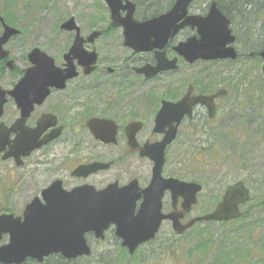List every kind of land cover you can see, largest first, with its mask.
Masks as SVG:
<instances>
[{
    "label": "rangeland",
    "instance_id": "1",
    "mask_svg": "<svg viewBox=\"0 0 264 264\" xmlns=\"http://www.w3.org/2000/svg\"><path fill=\"white\" fill-rule=\"evenodd\" d=\"M12 3L17 5H11ZM6 7L7 12L14 16L12 21L15 26L11 27L20 30L19 35L11 38L4 46L8 51V58L14 62L12 70L0 64V87L6 91L11 90L18 81L19 71L29 66L27 54L31 49L39 48L58 62L67 46V36L58 28L60 22L69 16H85L87 20L92 17L94 20L102 11L99 0H0V13ZM112 47L113 53L104 49L102 54L115 56L118 51L115 45ZM261 64L253 59L246 62H220L211 66L197 62L192 66H182L177 72L171 73V77L161 76V82L140 85L139 94L143 103L145 95L150 91L155 98L163 96L165 85L176 87L178 83L185 85L186 82H200L202 71L208 69L206 74L209 78H203L204 84L208 83L211 88L222 86L229 90L228 96L218 100L214 129L209 130V133H206V128L192 131L184 122L176 140L165 152V177L195 182L202 186L197 205L188 219L211 212L225 188L238 181L243 182L250 190V201L241 207V211L250 209L252 214L255 213V219L260 218V212H256L253 205L264 200V73ZM223 80L227 82L223 83ZM61 96L63 98L66 94ZM87 102H91L93 108H105L100 100L82 96L73 101L61 99V110H58V100L52 94L43 106L35 108L26 125L33 127L39 115L49 111L57 116L61 115L69 123L88 109L90 105L85 106ZM126 111L122 109L121 113ZM149 116L152 114L147 115ZM18 117L19 110L13 99L7 97L0 122L9 127ZM147 121L150 122V127L142 131V136H149L151 133V121ZM13 136L12 134L11 138ZM212 144L219 148L223 146L221 152L224 155L219 158L215 149L213 152L209 151L208 155H203L204 148ZM113 150L117 151V148L104 149L96 146L87 132L78 134L66 129L57 140L24 158L22 166H16L12 159L2 161L0 153V214L10 211L21 216L24 207L53 180L64 181L69 178L70 167L81 158L108 157L111 160L115 159L113 156L117 153ZM108 151L113 155L109 156ZM120 152L124 153V150L121 148ZM122 169L127 176L138 178L141 187L147 185L151 169L148 161L130 157L104 175L110 182L123 179ZM169 205L170 197L167 194L163 200V212L168 211ZM253 229L256 234L253 241L257 243L249 240L238 243L248 252L256 247L254 251L263 254L264 227L257 226ZM221 234V227L217 224H199L177 236L170 223L163 222L154 241L140 247L128 263L143 260L146 264H211L214 257L205 258L202 251L198 252L194 248L200 241L206 243L207 240H219ZM7 240L8 237L4 235L0 245L6 244ZM88 242L92 246V256L88 261H82L83 263L118 264L116 260H119L121 249L112 231L107 233L103 242L95 241L94 238H88ZM234 248V245L229 246L228 260L222 264H264V260L258 256H247L241 248ZM232 249L235 251L232 252ZM108 252L113 254V258L106 257ZM119 264H126V261Z\"/></svg>",
    "mask_w": 264,
    "mask_h": 264
},
{
    "label": "water",
    "instance_id": "2",
    "mask_svg": "<svg viewBox=\"0 0 264 264\" xmlns=\"http://www.w3.org/2000/svg\"><path fill=\"white\" fill-rule=\"evenodd\" d=\"M193 0H176L172 9L159 17L142 23H136L138 37L127 35L126 45L135 51H151L160 49L182 27L196 28L197 36L189 38L176 48V52L190 64L195 61L234 60L237 53L232 46L234 36L229 29V20L212 2L205 17L197 15L186 16L187 7ZM110 8L114 22L117 20L120 0H104ZM184 19V20H183ZM183 20L180 25L179 21ZM0 35V59H5L8 52L3 49L7 41L18 34V31L4 24ZM65 31L76 30L74 20L69 19L61 25ZM95 37V36H94ZM93 38H90V40ZM82 39L76 36L69 51L64 55V70L54 65V60L33 49L27 56L31 64L23 77L14 85L13 89L5 92L0 88V117L6 95L13 98L20 111L19 118L7 127L0 123V152L2 160L14 159L17 166L22 165L21 158L27 157L34 150L56 139L62 127L51 129L56 125V117L52 114H42L34 128L25 126V122L35 105H41L50 95L51 89L62 90L67 80L76 77L73 60L78 59L79 65L85 73H90L96 63V53L87 52L82 48ZM264 60V51L261 53ZM156 65H149L138 70L146 78L156 76L167 70H175L176 59L168 61L164 53L155 52ZM6 67L12 68V61L6 62ZM262 70L264 71V64ZM189 88L186 95L177 103L163 101L155 117L154 132L163 133L161 141L140 148V156L147 157L154 165L148 186L140 190L136 180L126 186L119 187L112 183L102 190L84 185L71 191L62 189L59 180L53 181L43 189L41 199L35 197L27 204L22 217L13 214L0 215V240L8 235V243L0 246V264H23L27 259L38 263L50 256L59 254L67 260L82 256H89L91 249L85 235L92 233L96 239L103 240L104 233L111 226L114 235L121 240V246L131 255L140 246L154 239L162 221L169 220L173 231L181 235L195 223L227 222L241 217L240 206L249 200V190L242 182L226 188L221 201L209 214L194 218L182 225L180 219L184 213H189L196 204L197 194L201 186L187 183L174 178L162 177L164 153L166 147L175 139L177 128L181 120L192 117V109L196 105H203L208 110L209 117L214 114V100L226 94L219 90L210 96H191ZM86 126L95 139L105 144L115 142L116 128L112 121L104 119H90ZM141 125L133 123L127 127L128 144L134 142V135ZM11 134L15 137L10 139ZM108 164L92 163L77 167L72 175L86 177L92 172L106 169ZM166 191L170 192L174 211L162 214V197ZM142 202L137 209V201ZM181 199L180 209L177 211V201ZM264 208V201H263Z\"/></svg>",
    "mask_w": 264,
    "mask_h": 264
},
{
    "label": "flooded vegetation",
    "instance_id": "3",
    "mask_svg": "<svg viewBox=\"0 0 264 264\" xmlns=\"http://www.w3.org/2000/svg\"><path fill=\"white\" fill-rule=\"evenodd\" d=\"M100 1V7L102 9L101 15H98L94 20L93 18L85 19V16H69L64 21L58 24L60 30V25L66 20L72 18L78 32L64 31L60 30L67 36V46L64 52L61 53L58 62H55L57 68L64 70L65 68V58L64 55L68 52L69 48L72 46L75 38L79 35L82 41V48L87 52H95L97 55L96 64L94 69L90 73H85L84 68L79 65L78 59L73 60L75 65L76 77L67 80L65 87L62 90H51L49 97L54 94L58 100L57 108L61 110L60 100L65 99L68 101H73L80 99L82 96H90L96 100H100L104 103V109L93 108L87 102L85 106H89L88 109L81 115L77 116L76 119L69 123H66L61 115L57 116L52 112H43L44 114H54L58 119V125L63 126V131L69 129L72 133L81 134L82 132H87L92 140V142L104 149H115L117 153L113 156L115 159L108 157H98V158H81L74 166L70 167L68 172L69 178L62 182V188L66 191H70L74 188L91 185L97 190H101L108 186L110 183L116 182L120 187L126 186L131 180V176H127L125 171L121 170V176L123 179L108 181L104 175L105 172L109 171L111 168H117L125 162L126 159L130 157H139V149L142 145H149L162 138L161 135H156L153 133L154 118L160 107V103L163 100L176 103L181 100L184 95L192 86V95H211L217 89L221 88H211L209 84H204V81H194L193 83L186 82L185 85L177 84L173 87L171 84L165 85V92L163 96L157 99L152 94V91L147 93L144 98V102L141 103L139 88L141 83L162 81L161 76L171 77L172 71H167L160 73L154 78H146L143 74L139 73L138 70L149 65L154 67L156 65L155 52L164 53V56L169 61L176 59L178 66L177 70H180L182 66H189L184 60L178 56L176 48L186 42L189 38L196 36V29H192L188 26L182 27L176 31L173 36H170L167 42L159 49L147 52H139L128 47L126 45V37L133 38V41L138 37V31L136 30V23H142L148 21L152 18L159 17L168 13L176 0H120L119 11L117 14V20L111 16L110 8L104 3L103 0ZM196 2V3H195ZM259 3L260 5L253 7L256 16H260L259 22L255 23L251 19L245 23V26H241L237 21L230 20V27L232 35L235 37L234 47L237 52V58L234 62H246L247 60H255L262 63L261 53L264 51V2L260 3L256 0H250L248 3ZM195 3V4H194ZM219 7V6H218ZM209 3L204 4L202 0H196L187 7L186 14L197 15L204 17L208 13ZM248 10V9H246ZM222 11V10H221ZM98 12V11H97ZM223 12V11H222ZM224 13V12H223ZM252 16V15H251ZM250 17V16H248ZM228 18V17H227ZM184 20V19H183ZM183 20L179 21L177 25H180ZM243 30H245L243 32ZM242 34L247 35L243 39ZM95 36V37H94ZM90 38H93L90 40ZM116 46L118 53L113 56ZM108 49L109 55H103L102 51ZM200 64H209V66L219 63L215 62H201ZM191 66V65H190ZM205 73H208V69L202 71L201 76L203 77ZM209 76V75H208ZM168 82V80H167ZM66 94L62 98L61 95ZM48 97V98H49ZM162 97H165L162 98ZM152 98L150 103L147 100ZM218 99L214 101L215 109L217 113L218 109ZM46 102V101H45ZM45 102L41 105L43 106ZM158 103V104H157ZM141 104L142 107H141ZM39 106V107H41ZM38 108V107H37ZM142 108V109H141ZM122 109H126V113H121ZM141 111L139 112V110ZM56 112V111H55ZM152 114V116L147 117V115ZM216 115V114H215ZM212 118L208 117L207 109L203 106H198L193 109V117L191 119L184 118L178 130L180 131L183 127L184 122L192 128L196 126H201L210 130L211 127L214 128V122L217 119V115ZM91 118L106 119L111 120L116 125V142L113 144H103L97 141L90 134V130L86 126V123ZM151 121V133L149 136H142V131L146 127H150ZM140 122L142 127L134 136L135 142L128 145L127 137V127L131 123ZM156 138H153V136ZM124 150V153L120 152V149ZM109 156L113 153L107 152ZM92 163H110V167L105 170H99L94 173H90L86 177H78L72 175L73 171L80 165H87ZM140 189V183L138 181ZM165 199V196L163 200ZM162 200V202H163ZM141 201L137 202V207ZM171 205L169 210L164 213L171 212ZM188 219V214L184 215L181 222L185 223ZM86 237L94 238L93 234H88Z\"/></svg>",
    "mask_w": 264,
    "mask_h": 264
},
{
    "label": "trees",
    "instance_id": "4",
    "mask_svg": "<svg viewBox=\"0 0 264 264\" xmlns=\"http://www.w3.org/2000/svg\"><path fill=\"white\" fill-rule=\"evenodd\" d=\"M10 1H15V0H10ZM206 1L207 0H202L204 4ZM212 1H216L218 3L219 8L224 12L226 17L230 18L231 20L235 19L237 23L240 24L241 26H245V23L248 22V19H251L255 23L259 22L260 16H256V13L253 10H251L253 9V7L255 8L256 6L260 5L258 2L251 4V3H248V1L250 0H212ZM256 1H259L260 3L264 2V0H256ZM11 5L16 6L17 4L12 3ZM7 9H8L7 7L4 8V12H2V16L4 17L5 20H6V17L9 16L10 14L7 12ZM8 23L13 24L12 21H8ZM244 31L245 30H243V32ZM242 37L244 39L245 37H247V35L242 34ZM151 101H152V98H149L147 100V103H150ZM213 149L216 150V154L218 155L219 158L224 155V152H221V149H223V146L222 148H219V146H215V144L204 148L205 152L203 155H208L210 153L209 151L213 152ZM253 206H254L253 209L256 210V212H260V216H259L260 218L255 219V217H253L255 213L252 214V211L248 209L243 213L242 217L237 220L230 221V222H222V223L217 224L218 226L221 227V230H222V234L219 240L213 241V242L212 241L210 242L209 240H207L206 243H201L200 241L195 246L194 249L198 252L202 251L203 254L205 255V258H208L209 256H211V258L214 257L211 264H222L223 262L227 261L228 260L227 256L229 255L228 253L229 246L231 245L235 246L234 249L241 248L242 252L245 255L247 256L256 255L263 261L264 251H263V254H259L258 252L254 251V249L256 248L255 247L253 248V251L249 250L248 252L240 243H238V241H241V240L243 241L249 240L251 243H257L256 241H253V239L256 238V234L254 232L253 227H257V226L264 227V209L262 208V202L258 201ZM211 224H214V223H211ZM247 227H249V229H247ZM245 230L247 231L245 232ZM260 243L262 244L263 242H260ZM234 249H232L231 251L234 252L235 251ZM120 251H121V254L118 255L119 260H116L118 264L121 261H126V264H146V262L143 260H139L136 263L135 262L128 263V260H131L134 255L132 257H128L125 250L121 249ZM106 255L108 258L110 257L113 258V254L111 252H108ZM84 260L88 261L89 258H80L77 260L67 261L60 256H50L49 258L45 259L42 264H86L82 262ZM26 264H37V263L28 261ZM87 264H92V262L91 263L88 262ZM96 264H100V263H96Z\"/></svg>",
    "mask_w": 264,
    "mask_h": 264
}]
</instances>
